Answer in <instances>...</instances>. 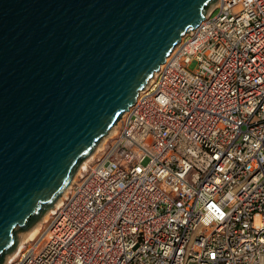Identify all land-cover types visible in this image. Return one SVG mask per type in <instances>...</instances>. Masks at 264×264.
I'll use <instances>...</instances> for the list:
<instances>
[{"label": "built area", "instance_id": "1", "mask_svg": "<svg viewBox=\"0 0 264 264\" xmlns=\"http://www.w3.org/2000/svg\"><path fill=\"white\" fill-rule=\"evenodd\" d=\"M203 18L7 264H264V0Z\"/></svg>", "mask_w": 264, "mask_h": 264}, {"label": "water", "instance_id": "2", "mask_svg": "<svg viewBox=\"0 0 264 264\" xmlns=\"http://www.w3.org/2000/svg\"><path fill=\"white\" fill-rule=\"evenodd\" d=\"M214 1L0 0V264Z\"/></svg>", "mask_w": 264, "mask_h": 264}, {"label": "rangeland", "instance_id": "3", "mask_svg": "<svg viewBox=\"0 0 264 264\" xmlns=\"http://www.w3.org/2000/svg\"><path fill=\"white\" fill-rule=\"evenodd\" d=\"M217 11L215 10L213 12V16L216 15ZM197 67V62L196 61H192L189 65H188V70L190 71H194ZM116 125V124H114ZM113 125V126H114ZM113 128V127H112ZM111 128V129H112ZM111 129L99 140V142L96 144V146L93 148V150L90 152V154H88L80 163L79 165L77 166L76 170L74 171V174L69 182V184L67 185L66 188H64V190L61 192V194L59 195V197L55 200V202L53 203V205H51L49 208H47L42 216L40 217V219L34 224L32 225L28 230L26 231H22V232H18L17 233V236H18V241H17V245L20 243V241L22 240V238L29 232L31 231L35 226H37L39 223H41L40 225V229H39V232H41V230L44 228V225L45 223L47 222L48 218H50L51 216L50 215H47L48 211H50V209H52L54 207V205L58 202L59 199L62 200V196L64 194V192H66V190L68 189V187L70 186V184L75 181L79 175L82 174L83 170L80 171V167L81 165L86 161L87 164V168H89L90 166H92V164L95 162L96 158L101 154V150L106 146V144L109 143V141L111 140L112 136L114 135V133H111ZM100 145V146H99ZM99 148V150H98ZM86 168V169H87ZM44 221V222H43ZM38 232V233H39ZM36 237V236H35ZM34 237V238H35ZM32 238V239H34ZM32 239H30L29 241H31ZM28 241V242H29ZM16 245V247H17ZM25 246V245H24ZM16 247L9 253L5 254L4 256V260L2 261L1 264H7V259L10 258L11 259V256H13L15 253H14V250L16 249Z\"/></svg>", "mask_w": 264, "mask_h": 264}, {"label": "bare ground", "instance_id": "4", "mask_svg": "<svg viewBox=\"0 0 264 264\" xmlns=\"http://www.w3.org/2000/svg\"><path fill=\"white\" fill-rule=\"evenodd\" d=\"M187 34V33H186ZM185 34V35H186ZM184 35V36H185ZM175 47V46H174ZM175 49V48H174ZM174 49H173V51H174ZM171 55V54H170ZM150 81V78L148 79V82ZM148 82H147V84H148ZM118 121H119V119H118ZM118 121L115 123L116 125H114V126H112L111 128V133H115L116 132V129H117V124H118ZM110 130V129H109ZM100 146V145H99ZM98 150H99V148H98ZM86 164H87V162L85 161L82 165H81V167H80V171H85L86 170V168H87V166H86ZM80 176V175H79ZM64 194H65V192H64ZM64 194H63V196H64ZM63 196H62V198H63ZM55 202V201H54ZM53 202V203H54ZM60 203H61V199H59L58 200V202L54 205V207L52 208V209H50V211H48V213H47V215H52L53 214V212H54V210H56V208L60 205ZM53 205V204H52ZM44 222V221H43ZM42 223V222H41ZM41 223H39L37 226H35L31 231H29L23 238H22V240L20 241V243L17 245V247H16V249L14 250V255L13 256H11V259L10 258H8L7 259V261H9V260H12V259H14V258H16V256L18 255V254H20L21 252H22V249L24 248V245L25 244H27L28 243V241L30 240V239H32V238H34L35 236H37V234H38V232H39V229H40V225H41Z\"/></svg>", "mask_w": 264, "mask_h": 264}, {"label": "trees", "instance_id": "5", "mask_svg": "<svg viewBox=\"0 0 264 264\" xmlns=\"http://www.w3.org/2000/svg\"><path fill=\"white\" fill-rule=\"evenodd\" d=\"M46 209H47V207H43L39 213H42ZM25 229H27V228H22L21 230H25Z\"/></svg>", "mask_w": 264, "mask_h": 264}]
</instances>
